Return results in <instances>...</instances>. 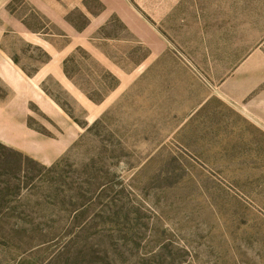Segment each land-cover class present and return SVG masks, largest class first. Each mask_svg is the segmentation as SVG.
I'll use <instances>...</instances> for the list:
<instances>
[{
	"label": "rangeland",
	"instance_id": "rangeland-1",
	"mask_svg": "<svg viewBox=\"0 0 264 264\" xmlns=\"http://www.w3.org/2000/svg\"><path fill=\"white\" fill-rule=\"evenodd\" d=\"M10 8L0 17L23 23L0 29V53L23 76L0 67V264H264V207L219 143L156 109L170 95L134 87L133 51L106 42L119 25L83 35L80 11L54 24ZM252 13L264 22V0Z\"/></svg>",
	"mask_w": 264,
	"mask_h": 264
},
{
	"label": "crops",
	"instance_id": "crops-1",
	"mask_svg": "<svg viewBox=\"0 0 264 264\" xmlns=\"http://www.w3.org/2000/svg\"><path fill=\"white\" fill-rule=\"evenodd\" d=\"M14 5L18 14L36 13L54 24H70L67 17L80 11L88 25L77 34L118 24L119 33L106 42L133 51L134 87L147 78L150 91L170 95L171 109H156L176 119L181 134L196 136L185 139L219 143L229 173L243 175L248 201L264 207V22L253 19L252 0H0V15ZM22 23L0 17L3 32ZM0 57L1 76L12 68L10 76H23ZM55 59L39 74L54 69ZM17 99L27 111L24 90ZM5 107L0 103V128L8 130Z\"/></svg>",
	"mask_w": 264,
	"mask_h": 264
}]
</instances>
